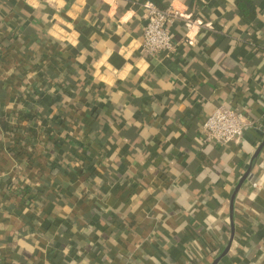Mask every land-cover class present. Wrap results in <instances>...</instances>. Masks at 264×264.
I'll return each instance as SVG.
<instances>
[{
	"label": "crops",
	"instance_id": "1",
	"mask_svg": "<svg viewBox=\"0 0 264 264\" xmlns=\"http://www.w3.org/2000/svg\"><path fill=\"white\" fill-rule=\"evenodd\" d=\"M146 1L201 24L146 56ZM253 1L0 0V264H264V130L200 140L226 101L264 123Z\"/></svg>",
	"mask_w": 264,
	"mask_h": 264
},
{
	"label": "built area",
	"instance_id": "2",
	"mask_svg": "<svg viewBox=\"0 0 264 264\" xmlns=\"http://www.w3.org/2000/svg\"><path fill=\"white\" fill-rule=\"evenodd\" d=\"M144 17L147 21L141 40V52L150 57L173 50V35L170 26L176 19H183L188 30L201 22L186 15L174 3L161 7L153 1L143 4ZM264 130V123L254 122L245 112V108L224 102L216 106L206 117L201 128L202 144L225 145L239 143L249 129ZM259 182H253L257 188Z\"/></svg>",
	"mask_w": 264,
	"mask_h": 264
},
{
	"label": "trees",
	"instance_id": "3",
	"mask_svg": "<svg viewBox=\"0 0 264 264\" xmlns=\"http://www.w3.org/2000/svg\"><path fill=\"white\" fill-rule=\"evenodd\" d=\"M236 6L239 10V13H241V15L244 17L256 15V13H257V6L255 5L253 0H236ZM60 83H62V85H64V81H61V82L56 81V85H58L57 86L58 87L57 92L61 91V93L63 95H65L66 97L69 98V96H71V90L66 89L65 87H61ZM33 99H34L35 103L38 104V106H40L42 109L47 108L51 112L53 111V113L56 116L55 118L59 117V115L62 113L61 112L62 110L67 109V108L71 107V105H72L71 103H69L68 100L61 101L60 94H58L56 96H52L49 94L47 95L46 89L43 87V85H41L34 92ZM54 108H55V111H54ZM26 117H24V118H26ZM85 163H86V165H85L86 171H90L94 168V162L92 160L87 158ZM19 254H18V256H19Z\"/></svg>",
	"mask_w": 264,
	"mask_h": 264
},
{
	"label": "water",
	"instance_id": "4",
	"mask_svg": "<svg viewBox=\"0 0 264 264\" xmlns=\"http://www.w3.org/2000/svg\"><path fill=\"white\" fill-rule=\"evenodd\" d=\"M264 146V141L260 144V146H259V148L257 149V151H256V153H255V156L254 157H256L258 154H259V152L261 151V149H262V147ZM246 175L247 174H244V176H242V178H241V180H240V182H239V184H238V187H237V189L240 187V185L242 184V182L245 180V178H246ZM236 189V190H237ZM229 246H230V244H229ZM229 246L226 248V250L225 251H228V249H229ZM219 259V258H218ZM218 259L216 260V262L218 261Z\"/></svg>",
	"mask_w": 264,
	"mask_h": 264
}]
</instances>
